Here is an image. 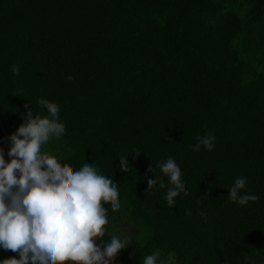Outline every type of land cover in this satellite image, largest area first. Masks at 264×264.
Here are the masks:
<instances>
[{
  "label": "trees",
  "instance_id": "16d2710c",
  "mask_svg": "<svg viewBox=\"0 0 264 264\" xmlns=\"http://www.w3.org/2000/svg\"><path fill=\"white\" fill-rule=\"evenodd\" d=\"M41 98L66 127L45 151L119 183L104 240L127 223L120 262L264 264V0H0L3 142L27 105L47 114ZM208 133L213 149L193 151ZM169 157L188 189L171 207L146 183L151 166L168 183L156 166ZM241 176L259 196L244 206L227 197Z\"/></svg>",
  "mask_w": 264,
  "mask_h": 264
},
{
  "label": "clouds",
  "instance_id": "9594fccd",
  "mask_svg": "<svg viewBox=\"0 0 264 264\" xmlns=\"http://www.w3.org/2000/svg\"><path fill=\"white\" fill-rule=\"evenodd\" d=\"M12 72L18 76L20 67L13 66ZM38 103L47 114L33 116L27 105V113L22 117L25 123L4 140L10 162H6L0 149V249L11 250L19 257L0 259V264H109L130 247L132 238L131 229L122 223L115 229L118 235L104 240L111 231L109 209L105 205H110L113 212L121 208L119 183L101 174L93 163H85L73 171L45 151L50 141L63 138L66 127L60 121L56 102L41 98ZM197 141L193 151L199 152L201 146L211 151L215 136L208 133ZM139 152L122 155L118 170L130 173L128 157ZM156 167L168 183L154 175L151 166L149 172L154 178L146 179L148 190L167 189L165 199L170 207L174 206L175 198L182 193L188 195L181 168L172 157ZM247 183L246 177L235 179L228 189L231 202L244 206L259 200L258 195L246 191ZM200 215L205 217L206 213ZM141 264H170V261L153 253L144 256Z\"/></svg>",
  "mask_w": 264,
  "mask_h": 264
},
{
  "label": "water",
  "instance_id": "95a60500",
  "mask_svg": "<svg viewBox=\"0 0 264 264\" xmlns=\"http://www.w3.org/2000/svg\"><path fill=\"white\" fill-rule=\"evenodd\" d=\"M0 149H2L4 152V158L6 162H10L11 158L7 155L9 149L1 139H0ZM96 244L101 247V250H103V245L98 240L96 241ZM67 264H71V262H67ZM109 264H123V263L120 262L117 258H114L109 262Z\"/></svg>",
  "mask_w": 264,
  "mask_h": 264
},
{
  "label": "rangeland",
  "instance_id": "374dc122",
  "mask_svg": "<svg viewBox=\"0 0 264 264\" xmlns=\"http://www.w3.org/2000/svg\"><path fill=\"white\" fill-rule=\"evenodd\" d=\"M169 261V260H168ZM171 264V263H170Z\"/></svg>",
  "mask_w": 264,
  "mask_h": 264
}]
</instances>
